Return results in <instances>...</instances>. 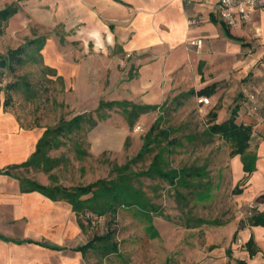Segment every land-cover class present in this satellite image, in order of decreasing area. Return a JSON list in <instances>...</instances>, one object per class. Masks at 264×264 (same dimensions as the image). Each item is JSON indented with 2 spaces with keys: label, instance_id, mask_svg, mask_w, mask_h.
<instances>
[{
  "label": "rangeland",
  "instance_id": "1",
  "mask_svg": "<svg viewBox=\"0 0 264 264\" xmlns=\"http://www.w3.org/2000/svg\"><path fill=\"white\" fill-rule=\"evenodd\" d=\"M9 4L18 11L0 25V55L22 45L26 52L13 69L0 68V99L11 96L4 109L21 126L43 133L77 114L96 117L102 100L146 104L128 79L138 72L132 57L126 58L117 46L107 49L91 41L84 0H0V9ZM94 29H100V21ZM218 83V88L226 85L225 80ZM156 89L160 92L151 104L157 108L139 114L132 128L121 108H106V117L94 126L83 122L58 137L61 143L47 150L57 160L51 170L44 171L42 161L18 170L20 176L46 185L72 186L115 178L116 167L124 164L133 172L146 170L155 154L164 168H202V176L187 178L191 187H176L183 200L160 177H133L155 208L149 213L151 221L137 207H118L115 216L90 210L80 215L87 239L110 230L117 243V254L88 251L93 264H207L209 252L228 244L237 225L248 223L235 201L231 142L208 131L213 122H221L218 112L227 101L221 96L214 105L203 106L195 99L199 87L181 83L169 91ZM152 125L157 141L149 153L136 158ZM235 237L240 238L238 233Z\"/></svg>",
  "mask_w": 264,
  "mask_h": 264
},
{
  "label": "crops",
  "instance_id": "2",
  "mask_svg": "<svg viewBox=\"0 0 264 264\" xmlns=\"http://www.w3.org/2000/svg\"><path fill=\"white\" fill-rule=\"evenodd\" d=\"M84 3L91 41L107 49L117 46L126 58L132 57L138 72L128 79L146 104L153 103L160 92L157 87L169 91L180 83L199 89L215 85L213 93L202 96L210 98V105L221 96L227 101L218 110L220 121L236 109V122L251 127L246 152L254 153V169L244 171L239 154L230 159L236 205L248 222L247 204L261 197L264 205V8L228 27L219 18V0ZM98 21L100 29H94ZM194 39H201V45L190 44ZM220 80H225L224 88H218ZM41 135L21 126L0 105V169L24 163ZM237 233L240 238L235 241ZM231 237L228 244L209 252L210 264H264V225H237ZM250 239L251 255L246 249ZM87 240L68 202L22 191L17 178L0 173V264H93L88 255L92 249H75Z\"/></svg>",
  "mask_w": 264,
  "mask_h": 264
},
{
  "label": "trees",
  "instance_id": "3",
  "mask_svg": "<svg viewBox=\"0 0 264 264\" xmlns=\"http://www.w3.org/2000/svg\"><path fill=\"white\" fill-rule=\"evenodd\" d=\"M18 11L17 6L9 4L0 9V25L2 22L7 21L9 17L14 15ZM226 34H228V31ZM37 42V40H35ZM26 52L25 47L19 46L16 49L9 50L6 54L0 55V68L13 69L14 62H21L23 60L22 55ZM18 58V59H16ZM20 86V84H17ZM13 86H16L13 85ZM215 85H209L202 89H199L197 95H209L213 93ZM11 96L6 93V97L3 101L0 99V105L4 108L10 105ZM119 107L125 115L126 121L130 128L136 122L139 114L154 110L157 108L154 104H140L129 102L125 100H109L100 101L99 106L96 108V117L92 113L77 114L74 117L66 121H61L55 126L47 127L36 143V149L33 154L22 164L9 166L7 168L0 169L1 174L12 175L20 182L22 191H39L53 200H64L71 205L72 210L75 212L77 222L80 228L83 230L80 215L85 216L86 211L90 210L98 215L109 213L115 216L118 207H137L141 213L151 221L150 214L155 210L152 204H150L144 197L142 191L138 189L132 182L134 176L144 175L148 177H160L166 180L169 185L175 187V195L180 199L185 197L176 191V187H191L188 177L202 176L203 170L199 167H179V168H164L159 160L158 154H155L151 163L146 170L139 172H133L128 170V164L116 167L117 175L111 179H99L86 185H72L63 186L61 184H42L39 181L22 177L17 174L18 167L40 166L44 171H49L53 167V164L57 161L51 159L47 155V150L57 147L61 140L58 138L60 135H66L72 133L73 130L82 127L83 122H87L90 127L94 126L99 119L106 117L105 109ZM236 109H232L229 118L222 120L221 122H213L208 131L211 134H220L228 141L231 142L232 149L231 155L239 154L243 165V170L251 172L254 169V153L246 152L248 143L251 136V127L243 123L236 122L235 114ZM155 126L152 125L143 136V143L136 154V158H139L152 150V145L157 141V134H153ZM165 133V132H164ZM42 159V160H41ZM13 170V171H12ZM237 189V188H235ZM238 190H236L237 192ZM261 198V197H258ZM150 211V212H149ZM248 222L250 225H264V213L259 210H253L252 214L248 216ZM113 232L108 230L100 235H93L86 243L76 247L75 249L85 253L87 250L100 248L105 254H117V243L113 240ZM251 239L246 242V249L249 254H253L251 249Z\"/></svg>",
  "mask_w": 264,
  "mask_h": 264
},
{
  "label": "built area",
  "instance_id": "4",
  "mask_svg": "<svg viewBox=\"0 0 264 264\" xmlns=\"http://www.w3.org/2000/svg\"><path fill=\"white\" fill-rule=\"evenodd\" d=\"M264 8V0H219V18L228 27H236L244 20L250 17V14L257 9ZM190 44L201 45V39H194ZM253 99L254 96H251ZM196 100L203 106L210 105V98L198 95ZM255 109V107H254ZM140 129V126H137ZM260 199V198H258ZM253 200L247 204L248 214H252L253 210L259 209L264 213V205L261 200Z\"/></svg>",
  "mask_w": 264,
  "mask_h": 264
}]
</instances>
